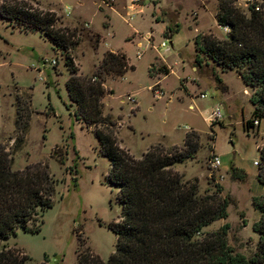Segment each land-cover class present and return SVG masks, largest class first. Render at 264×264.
Returning a JSON list of instances; mask_svg holds the SVG:
<instances>
[{
  "label": "rangeland",
  "instance_id": "374dc122",
  "mask_svg": "<svg viewBox=\"0 0 264 264\" xmlns=\"http://www.w3.org/2000/svg\"><path fill=\"white\" fill-rule=\"evenodd\" d=\"M27 1L55 10L58 26L76 27L79 44L69 53L79 73L92 74L107 50L125 53L134 65L123 75H107L102 97L103 113L112 116L119 142L131 154L140 157L158 142L166 148L181 145L187 130L198 131L196 155L173 167L183 180L196 181L199 194L229 196L228 214L204 226L199 235L228 222L226 238L233 252L250 257L257 250L253 223L260 215L252 199L264 194L254 164L264 144V117L245 127L254 107L249 99L253 89L249 95L244 92L247 86L235 68L222 70L209 59L201 67L194 65L197 34L227 37L215 19L219 0H137L135 5L130 0ZM262 2L234 1L246 13L250 4L260 7ZM176 24L178 31L168 37L167 28ZM65 58L66 51L39 30L22 31L0 17V142L13 154V169L43 161L56 179L53 205L30 224L41 226L40 231L16 228L0 244L20 248L35 264H77V252L85 247L107 260L117 241L108 223L121 212L118 187L107 179L110 162L94 134L100 125L87 126L74 114L65 88ZM166 68L171 71L164 74ZM213 69L228 86L225 94ZM17 92H31L33 108L19 147L14 145ZM217 105L221 117L210 123L207 114ZM214 155L220 158L217 167L211 164ZM231 165L247 176L233 179Z\"/></svg>",
  "mask_w": 264,
  "mask_h": 264
},
{
  "label": "trees",
  "instance_id": "16d2710c",
  "mask_svg": "<svg viewBox=\"0 0 264 264\" xmlns=\"http://www.w3.org/2000/svg\"><path fill=\"white\" fill-rule=\"evenodd\" d=\"M234 1L219 0L215 12L218 25L229 28L227 37L218 38L211 32L195 36L194 65L201 67L209 59L222 70H237L245 85L253 89L249 99L254 108L244 122L245 127H252L254 120L264 117V2L258 8L250 4V12L246 13ZM0 17L22 31L39 30L66 51L69 75L65 88L75 103L74 114L87 126L100 125L94 134L99 151L110 162L107 179L118 187L116 199L121 204L119 218L108 223L117 241L107 260L89 247L79 249L77 264H264V194L252 199L260 215L253 223V229L258 232L257 250L250 257L233 252L226 238L228 222L199 235L204 226L228 214L229 196L199 194L196 181L183 180L173 167L175 162L196 155L201 146L197 130H187L181 145L166 148L158 142L140 157L119 144L113 128L116 122L109 113H103L102 97L107 75L120 76L134 68L125 53L107 50L92 74H82L69 53L79 44L77 29L58 26L60 17L55 10L27 0H0ZM178 28V24L168 27L166 35L171 37ZM169 71V68L163 70L165 74ZM213 71L218 87L227 90L216 69ZM15 98L14 145L19 147L29 129L32 93L17 92ZM71 136L74 137L73 132ZM258 150L257 177L264 185V144ZM12 162V152L0 142V244L2 239L15 234L16 228L39 232L41 226L30 224L53 205L56 192V179L48 163L34 161L22 169H13ZM230 174L233 179L247 176L243 169L233 165ZM0 264L35 262L20 248L0 245Z\"/></svg>",
  "mask_w": 264,
  "mask_h": 264
},
{
  "label": "built area",
  "instance_id": "2783aa9c",
  "mask_svg": "<svg viewBox=\"0 0 264 264\" xmlns=\"http://www.w3.org/2000/svg\"><path fill=\"white\" fill-rule=\"evenodd\" d=\"M136 1H137V0H130V5H135V2H136ZM256 8H258V5H256ZM160 45L166 47V44H165L164 40H162V41L160 42ZM155 92H158V93H159V90H155ZM160 92H161V91H160ZM199 96H200V97H205V93H200ZM191 107H193V104L191 105ZM219 107H220V105H217V106L213 107V108L208 112V114H207V120H208L210 123H212V122L215 121V120L220 119V117H221V111H220V108H219ZM257 124H258V120H254V125H257ZM219 161H220L219 156H218V155H214V156H213V159H212V161H211V164L214 165L215 167H217L218 164H219ZM258 162H259V161L256 160V161L254 162V164L258 166Z\"/></svg>",
  "mask_w": 264,
  "mask_h": 264
},
{
  "label": "crops",
  "instance_id": "0c3cea01",
  "mask_svg": "<svg viewBox=\"0 0 264 264\" xmlns=\"http://www.w3.org/2000/svg\"><path fill=\"white\" fill-rule=\"evenodd\" d=\"M223 28L225 29V31L226 32H228V30H229V28L228 27H225V26H223ZM170 70V69H169ZM171 71V70H170ZM161 72V71H160ZM163 72V71H162ZM165 74V73H164ZM239 75V74H238ZM159 81V78H158V80H157V82ZM160 83V82H159ZM227 85V84H226ZM247 86V85H246ZM228 87V86H227ZM251 89V87L250 86H247V88H245V90H244V92L246 91V93L249 95L250 93H249V91L248 90H250ZM228 90V89H227ZM227 90H221L222 91V94H225L226 92H227ZM252 90V89H251ZM202 93V92H201ZM250 96V95H249ZM72 101V100H71ZM72 103L74 104V109H75V103H74V101H72ZM222 104L224 105L225 104V102H224V100H223V102H222ZM72 105V104H71ZM191 105L192 104H190V107H191ZM194 106V105H193ZM254 108V107H253ZM252 108V109H253ZM119 141V140H118ZM119 144H120V142H119ZM121 145V144H120Z\"/></svg>",
  "mask_w": 264,
  "mask_h": 264
}]
</instances>
